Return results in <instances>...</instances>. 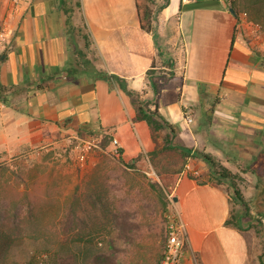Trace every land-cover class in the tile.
I'll list each match as a JSON object with an SVG mask.
<instances>
[{
  "label": "crops",
  "instance_id": "0c3cea01",
  "mask_svg": "<svg viewBox=\"0 0 264 264\" xmlns=\"http://www.w3.org/2000/svg\"><path fill=\"white\" fill-rule=\"evenodd\" d=\"M157 2L160 8H154L148 30L142 27L137 0H82L99 69L126 79L135 90L146 88L152 108L177 126L182 140L187 134L179 123L188 115L194 122L197 107L207 108L210 116L223 112L217 126L212 116V130L264 132V52L246 42L229 0ZM60 3L30 2L7 34L9 47L0 53L5 87L0 91V159L27 149L28 143L85 127L110 132L125 160L154 150L151 127L135 120L129 94L105 79L87 77L86 70L74 71ZM155 65L169 74L154 75L160 89L149 76ZM202 129H192V141L185 145L197 149ZM173 191L188 236L181 264H251L246 231L227 223L235 203L232 191L186 173L176 179Z\"/></svg>",
  "mask_w": 264,
  "mask_h": 264
},
{
  "label": "rangeland",
  "instance_id": "374dc122",
  "mask_svg": "<svg viewBox=\"0 0 264 264\" xmlns=\"http://www.w3.org/2000/svg\"><path fill=\"white\" fill-rule=\"evenodd\" d=\"M32 1L0 0V53L9 47L6 37L15 17ZM71 1L76 25L74 35L68 34L71 65L74 71L86 70V74L103 70L99 69L98 49L93 42L87 45L90 31L77 6L79 0ZM260 1L243 0L239 30L254 50L263 53L264 2ZM153 3L159 10L157 0ZM161 71L165 70L156 69L155 77L169 75ZM141 93L146 95L147 89ZM194 113V122L188 124L184 118L179 123L180 132L187 134L183 138L186 142L178 135L176 143L190 144L192 129L203 125L197 149L212 154L222 166L220 171L229 169L235 174L246 207L235 202L231 217L242 225L250 240L251 264H264V132L241 127L212 130L213 117L214 125L222 124L221 110L213 117L205 107L195 108ZM166 135L167 131H161L151 150L157 151L142 152L138 160H125L113 135L99 127L56 133L53 140L28 143L27 149L19 148L17 154L0 159V205L6 210L23 199L36 203L41 219L45 217L47 222L40 229L52 238L50 248L77 253L81 264H87L97 251L110 250L111 239L119 234L124 239L116 250L122 258L156 264L165 253L170 224L178 213L173 197L176 179L186 173L216 181L211 165L201 157L186 156L179 148L165 149ZM220 184L233 190L231 180ZM72 205L77 215L64 230L59 221ZM5 216L10 224L9 212ZM47 238L15 242L13 248L22 259L27 252L43 248Z\"/></svg>",
  "mask_w": 264,
  "mask_h": 264
},
{
  "label": "trees",
  "instance_id": "16d2710c",
  "mask_svg": "<svg viewBox=\"0 0 264 264\" xmlns=\"http://www.w3.org/2000/svg\"><path fill=\"white\" fill-rule=\"evenodd\" d=\"M229 2L237 15L239 24L241 20L240 5L242 4L243 0H229ZM260 2H264V0H261ZM71 4V0H62L59 6L66 17L65 24L67 33L69 35H74L76 25L73 22L74 7H72ZM77 6L82 9V0L78 1ZM137 6L142 27L150 30L154 18L153 0H137ZM86 37L87 45L89 46V44L92 43L91 34L89 33V36L87 35ZM155 68L156 65L152 67L151 71L149 72V76L151 77L152 85L156 86L155 88L160 89L161 85L158 81V78L154 77L156 72ZM87 74H89L93 78V80L105 79L111 85H115V83H117L127 94L131 96L133 100V103L137 110L135 120H145L149 124L152 130L153 139L156 142L159 138L160 132L166 130L167 135L164 146L165 149L179 148L184 152L186 156H191L192 154L207 161L213 169V175L216 180L215 182L222 183L223 180L233 181V198L235 199L236 203H242V205L246 207L242 191H240L235 182V174L229 169L220 171L219 168H222V166L216 161V159H214L212 154L198 149H193V147L176 143V138L178 136L176 125L168 120L159 111L158 107L152 108V104L154 102L153 99H149L145 97V95L140 91L129 87L126 79L120 77L119 75L109 73L106 70L95 69L91 72L87 71ZM4 89L5 87L0 84V91L2 92ZM119 150H121L122 153L124 152V149L122 147H119ZM156 151H151V153ZM143 155L144 153L138 155L136 157V160H138ZM196 178L201 183L206 182L199 177ZM37 211V204L32 202L30 199H23L19 200L18 202H14V204H12L10 208L6 210L5 207L0 205V264H81L78 261L77 253H69L62 249L52 250L50 248L49 238L51 237H49V235L44 230L40 229L42 226L46 227L44 223L47 222L44 221L45 217L41 219V215H39ZM6 212H9V215L12 218L10 224H8V221L5 219ZM75 215H77L76 208L74 205H72L59 221L61 227L64 230L71 221L75 220ZM227 223H231L238 226L239 228H243L239 223H235L232 217L227 220ZM39 229V234L42 233L41 236L37 233ZM46 236L48 237V240L45 241V245L43 246V248L37 247L34 251L27 252L22 259L18 258L13 248L15 242L26 241V239H31L32 241L36 242ZM122 239H124V237H122V235L120 234L112 238L110 243V250L97 251L89 257L87 264H139L134 260L128 261L125 258H122L121 255L117 252L116 248L118 249L119 242ZM162 255L160 256L156 264H159L161 262Z\"/></svg>",
  "mask_w": 264,
  "mask_h": 264
},
{
  "label": "built area",
  "instance_id": "2783aa9c",
  "mask_svg": "<svg viewBox=\"0 0 264 264\" xmlns=\"http://www.w3.org/2000/svg\"><path fill=\"white\" fill-rule=\"evenodd\" d=\"M189 123L193 122V117L188 115L186 117ZM115 143L118 145L117 141ZM191 168V165H187ZM198 173V171H195ZM188 236L186 225L178 213L173 215V219L170 224L168 243L162 260L159 264H181L184 254L187 250Z\"/></svg>",
  "mask_w": 264,
  "mask_h": 264
},
{
  "label": "water",
  "instance_id": "95a60500",
  "mask_svg": "<svg viewBox=\"0 0 264 264\" xmlns=\"http://www.w3.org/2000/svg\"><path fill=\"white\" fill-rule=\"evenodd\" d=\"M231 11H232L233 13H235L233 8H231ZM2 57L4 58V57H5V55H3ZM176 198H177V197H176Z\"/></svg>",
  "mask_w": 264,
  "mask_h": 264
}]
</instances>
